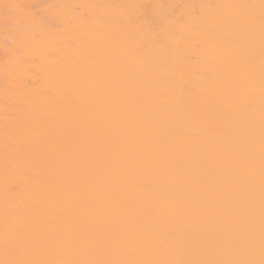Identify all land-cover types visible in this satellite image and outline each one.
Returning <instances> with one entry per match:
<instances>
[{
	"label": "bare ground",
	"instance_id": "obj_1",
	"mask_svg": "<svg viewBox=\"0 0 264 264\" xmlns=\"http://www.w3.org/2000/svg\"><path fill=\"white\" fill-rule=\"evenodd\" d=\"M0 264H264L262 0H0Z\"/></svg>",
	"mask_w": 264,
	"mask_h": 264
},
{
	"label": "snow or ice",
	"instance_id": "obj_2",
	"mask_svg": "<svg viewBox=\"0 0 264 264\" xmlns=\"http://www.w3.org/2000/svg\"><path fill=\"white\" fill-rule=\"evenodd\" d=\"M262 5H264V0H262Z\"/></svg>",
	"mask_w": 264,
	"mask_h": 264
}]
</instances>
